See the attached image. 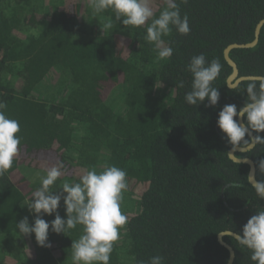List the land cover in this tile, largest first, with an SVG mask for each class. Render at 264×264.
Masks as SVG:
<instances>
[{
	"label": "trees",
	"instance_id": "trees-1",
	"mask_svg": "<svg viewBox=\"0 0 264 264\" xmlns=\"http://www.w3.org/2000/svg\"><path fill=\"white\" fill-rule=\"evenodd\" d=\"M176 3L190 32L172 26L162 39L173 54L159 59L145 36L165 0H150L154 16L139 27L123 25L112 9L94 14L90 0H0V111L20 124V150L0 175V264H73L72 240L83 225L65 234L50 229L51 247L17 228L24 216L34 222L27 205L51 167L62 165L50 186L61 195L63 183L75 184L92 169L126 172L121 211L128 220L109 264H148L153 256L162 264H227L219 233H241L264 211L250 165L229 158L231 148L246 145L229 144L217 125L226 104L249 102L251 80L229 86L233 69L224 50L254 39L264 0ZM200 54L221 65L212 82L220 92L216 105L185 101L193 79L187 65ZM230 54L240 75L264 76V26L257 45ZM236 155L253 158L264 180V143ZM58 211L66 218L63 200ZM224 240L236 250L234 264H256L234 236Z\"/></svg>",
	"mask_w": 264,
	"mask_h": 264
},
{
	"label": "clouds",
	"instance_id": "clouds-1",
	"mask_svg": "<svg viewBox=\"0 0 264 264\" xmlns=\"http://www.w3.org/2000/svg\"><path fill=\"white\" fill-rule=\"evenodd\" d=\"M187 3V0H183ZM94 14L106 9H112L117 20L123 25L139 27L153 18L154 12L150 0H90ZM166 7L158 18L152 19L147 27L145 39L155 44L159 59L170 58L171 47L165 46L162 39L168 35L172 26L183 35L190 32L187 15L183 17L176 0H165ZM106 28H111L109 21ZM192 74L191 91L185 94V101L197 105L206 99L209 105H216L220 92L212 86L221 70L217 59L208 62L204 54L193 56L187 65ZM258 82V87H257ZM183 87V82H180ZM249 102L242 107L226 104L218 114L217 125L225 134L231 145H255L264 143V137L259 134L252 136L251 132H264V77H255L247 86ZM4 105L0 104V109ZM246 118V122L244 119ZM20 124L0 111V175L7 172L13 165L19 152ZM231 159V156L229 157ZM61 167H51L42 179L41 187L32 193V200L27 205L34 215L30 223L28 216L17 222V228L23 236L35 234L39 246L51 247L49 231L65 234L77 225H83V234L77 240H72L73 264H109L114 242L120 238L119 229L127 223V215L121 211L123 191L127 190L126 172L116 166H110L97 173L95 169L80 177L79 182L62 185V193L56 194L50 186L61 176ZM259 169L264 174V160L259 161ZM249 182L257 196L264 200V180H256L254 172L248 175ZM63 200L66 218L59 214L60 202ZM55 218L46 221L45 214ZM239 244L251 250L252 261L264 264V211L253 214L244 224L241 233L236 234ZM163 257L153 256L148 264H162Z\"/></svg>",
	"mask_w": 264,
	"mask_h": 264
},
{
	"label": "water",
	"instance_id": "water-1",
	"mask_svg": "<svg viewBox=\"0 0 264 264\" xmlns=\"http://www.w3.org/2000/svg\"><path fill=\"white\" fill-rule=\"evenodd\" d=\"M263 26H264V18L259 20V22L257 23L256 28H255V36H254V39L252 41L246 42V43H237V42L232 43L225 48L224 56H225L227 62L229 63V65L233 69L232 73L228 77V84L230 87H236L240 82H242L244 80H252L255 77H264L263 75H240L239 66L230 54L234 48H250V47H254L255 45H257L259 42V38H260V34H261V30H262ZM242 122H245V119ZM251 135L255 136V133L252 131ZM255 145H252L251 147H249V145L234 146L233 148L230 149L229 155L231 156V158L233 160H235L237 162H244V163L249 164L250 165L249 173L254 172L255 179L258 180V178H257V165H256L255 160L251 157H239L236 155V152H247V151L253 149L255 147ZM237 233L238 232H235L232 230H225V231L220 232L218 235V238H219V241L221 242V244H223L229 250V259H228L227 264H234V261L236 258V250L233 247V245H231L229 242L224 240V236L231 235V236H234L236 238Z\"/></svg>",
	"mask_w": 264,
	"mask_h": 264
},
{
	"label": "rangeland",
	"instance_id": "rangeland-1",
	"mask_svg": "<svg viewBox=\"0 0 264 264\" xmlns=\"http://www.w3.org/2000/svg\"><path fill=\"white\" fill-rule=\"evenodd\" d=\"M38 1V0H37Z\"/></svg>",
	"mask_w": 264,
	"mask_h": 264
}]
</instances>
